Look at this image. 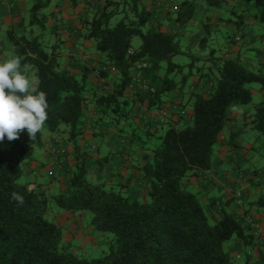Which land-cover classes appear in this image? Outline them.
<instances>
[{
  "label": "trees",
  "instance_id": "1",
  "mask_svg": "<svg viewBox=\"0 0 264 264\" xmlns=\"http://www.w3.org/2000/svg\"><path fill=\"white\" fill-rule=\"evenodd\" d=\"M200 1L205 6L221 4V0ZM226 1L246 7L253 18L264 23V0ZM52 2L31 0L27 24L30 29L38 28V34L29 31L16 36L7 31L12 43L10 59L18 57L29 77L34 71L38 90L46 93L49 103L44 127L53 138L65 135L74 163L65 189L49 197L36 187L30 188L29 182H20L25 163L34 160L35 149L44 147L43 133L31 139L24 130L18 139L0 146V264H235L226 249L232 239L244 248L245 264H254L250 258L255 244L251 228L223 206L213 219L197 193L188 189V179L198 171L211 169L214 144L232 108L252 101L249 84L255 82L264 89V59L256 70H251L247 65L252 63L242 62L239 54L217 57L211 49L203 58L205 70L204 65L200 68V73L206 72L199 77L207 76L212 90L207 94L190 91V111L178 106L175 119L160 122L165 128L158 135L160 142L152 145L140 167L144 193L132 198L117 185L89 178L78 139L86 131L85 108L93 88L86 67L75 75L72 69L61 66L59 43L50 50L43 43L42 32L47 28L48 15L53 14L47 11ZM66 2L75 8L80 0ZM111 6L115 9L110 10ZM195 8V0L177 1L171 15L183 27ZM116 14L122 17L111 26ZM153 14L143 0H103L91 17L82 20L83 39L93 40L94 50L102 56L98 75L105 79L112 75L108 93L92 92L102 115L116 120L122 116L121 111L132 102L125 97L130 86L135 87L136 99L146 102L149 108H159L167 92L183 93L188 87L193 65L171 61L174 55L184 52L178 34L162 31L154 24ZM232 22L236 31L228 38L235 44L243 35L245 22L240 15ZM136 36L140 44L133 48L131 42ZM255 54L264 57V50L256 49ZM186 68L190 70L184 73ZM134 77L153 91L137 87ZM242 120L241 132L256 131V139L264 149V101L254 104L252 112H244ZM239 133H231L228 142L232 143ZM256 173L253 170L248 178L251 185L258 184ZM14 193L23 197L22 202L14 198ZM49 201L71 213H87L96 231L113 235L109 251L97 258L74 254L63 242L62 227L46 217ZM252 205L264 214V193Z\"/></svg>",
  "mask_w": 264,
  "mask_h": 264
},
{
  "label": "crops",
  "instance_id": "2",
  "mask_svg": "<svg viewBox=\"0 0 264 264\" xmlns=\"http://www.w3.org/2000/svg\"><path fill=\"white\" fill-rule=\"evenodd\" d=\"M13 1L14 6L20 5L24 7L26 3L28 6V0ZM196 1H198L197 3L201 2L200 0ZM143 2L147 9L153 11L154 24L167 33L183 34V32L187 31L185 28L188 24L196 23L197 21V27L201 28L203 20L204 22L208 20L214 31H218L223 27L226 28L225 46L220 50L219 57H234L237 55L234 44L228 38L230 34L236 31L235 24L230 17L225 18L220 11L226 10L233 17L245 16L244 19H248L247 21L252 17L251 12L245 7H241L237 11L235 9H227V7L221 8L220 4L217 10H209V6L200 3L203 6L200 5L198 16H196L197 13L195 12L186 25L179 27L171 15L174 4L166 8L164 5L166 0H143ZM10 12L11 9H8L0 1V24H2L3 20V22H14L9 15ZM253 19V22L257 23V20ZM202 25L207 24L203 23ZM23 31V28L19 29L18 27L20 34H24ZM200 35H202L201 30L197 32L196 37L200 38ZM210 39L212 40V38ZM90 43L93 45L92 41ZM1 57L2 55L0 54ZM92 58H94L93 62L87 60L86 57H77L66 51H61L60 53L61 66L72 69L75 75L79 76L81 74L82 66L88 69V82L93 88L89 91V103L85 108V116L87 117L86 131L78 139V145L85 154L89 178L92 181L107 184H113L115 181L122 182L119 185L122 191L132 198H138L144 193L140 167L145 162V155L151 153L153 145L151 143V146H149L140 137L144 135L151 136L152 131L156 132V134L163 132L165 128L160 122L175 119L178 106H184L188 112L190 111V91L195 90L207 94L212 90V82L205 75L199 77L200 74L202 75L206 71L198 72L195 75L191 74L185 91L183 93H177L176 91L167 92L163 96V102L159 108H149L146 102L137 100L135 87L130 86L125 92V97L132 102L121 111L122 116L116 120L110 115H102L93 100V90L98 93H108L112 89V75H109L106 79L99 76L98 70L103 65L102 56L94 50ZM73 64L76 66H72ZM205 67L206 65L203 67L204 70ZM163 73L164 69L161 71V75ZM184 73H186V70ZM171 76L174 77V74ZM174 79H177V77ZM243 113L239 109L231 110L230 119L217 138L220 148L216 153L214 149L211 169L198 171L196 174L191 175L188 179V189L197 193L206 212L211 213L213 219H216L218 210L223 206L236 218L246 219V216L251 214L264 222V214L258 212L252 205L256 198L264 193V164L262 166H253L249 169L241 167V163L249 160L250 154L255 152V146L248 137V133L252 132V130L241 132ZM231 133L239 134L232 143H229L228 139ZM246 134L247 136H244ZM3 141H7V138ZM44 141V147L35 153L34 160L30 163H25L23 177L25 182L30 183V188L37 187L38 190L44 191L46 195H53L62 192L67 185V181L63 183L58 176L56 166L59 168L61 166L58 165L56 152L58 147L64 146V143L69 144V142L67 140L64 141L61 136L53 138L51 134L44 136ZM70 159L72 160L71 163H74L72 154ZM50 168H53V170L50 171ZM100 169H103L102 173H100ZM253 170L257 172L254 179L258 184L251 185L248 178L253 176ZM34 172L36 176L32 174ZM239 192H241V198L237 199L236 193ZM58 213L61 214L60 211ZM55 221L59 224L56 219ZM227 244V250L231 254L235 252L238 254L239 251H244V248L236 239H232Z\"/></svg>",
  "mask_w": 264,
  "mask_h": 264
},
{
  "label": "rangeland",
  "instance_id": "3",
  "mask_svg": "<svg viewBox=\"0 0 264 264\" xmlns=\"http://www.w3.org/2000/svg\"><path fill=\"white\" fill-rule=\"evenodd\" d=\"M3 5L11 9L9 15L12 17L11 19L14 22L7 21L0 24V54L2 57L0 58V62H4L11 57L12 43L8 39L7 31H10L13 35L19 36V29L23 28V33L25 35L29 34L31 31L33 34H38L39 30L36 27L28 29V17H29V7L31 6V0H28V6H14L13 0H0ZM177 1L181 0H166L165 7L169 8L170 5H176ZM103 2V0H81L80 4H78L75 8H71L66 0H53L48 13H53L48 15L47 20V28L42 32L43 43L47 49L50 50L51 46L55 43H59L60 48L59 51H66L72 55H76L77 57H86L87 60L93 62L94 58L92 55L94 54L95 42L93 40H84L82 34L84 33L83 19L87 17H91L94 11L99 7V3ZM195 0V12L196 16L199 14L200 5L203 6L202 2L197 3ZM13 5V6H12ZM209 5V10H217L219 7L214 5ZM221 8L227 7L230 9H235L238 11L243 6H238L237 3L229 2L226 0H221ZM13 8V9H12ZM246 8V7H245ZM110 10L115 9V6H111ZM204 9H206L204 7ZM13 10V11H12ZM255 11L254 9L252 10ZM222 15L226 17H230L234 19L228 11H220ZM252 15V13H251ZM122 14H116L111 19V26L114 25L120 18ZM245 22L243 35H241V39L238 43L234 44V49L237 54L241 56L242 62L252 63L247 65L249 69L256 70L258 68L259 60H263V56H257L256 49L264 50V23L259 20L257 23L253 22V17L248 19H244ZM198 22V21H197ZM196 22V23H197ZM195 22L192 24H188L185 28V32L183 34L178 35V40L182 46L183 53L176 54L171 58V61L180 64L187 65L192 64V72L191 74L195 75L200 72V68L205 64V60L203 58L209 56L211 49H215V56L219 57V52L225 46V37L227 35L226 28H221L218 31L212 30V26L208 20L205 23L207 25H202L201 28L197 27ZM256 24V25H255ZM54 26V27H53ZM55 29V31L53 30ZM201 30L202 35L197 36V32ZM215 34V35H214ZM217 37V38H215ZM201 38H204V41H201ZM212 38V40L210 39ZM215 38V40H213ZM93 42V45L90 43ZM132 47L136 48L140 44V38L134 37L132 39ZM195 57H199L195 60ZM165 66V64H163ZM163 66V67H164ZM186 71L190 70L189 68L185 69ZM184 70V72H185ZM30 78L35 79L34 71L31 72ZM249 87L252 92V101L249 104H241L234 106L232 109L235 111L237 109L242 112H252L254 104L264 101V89L260 87L258 83H250ZM43 136L50 134V132L43 126L41 129ZM161 134V132H160ZM159 134H153L151 136H141L140 139L145 141L149 146L152 143L153 145L159 144ZM257 132L253 131L248 133V137L251 139L255 146V152L250 154L249 160L241 163V167L243 169H249L253 166H262L264 164V149L260 146V142L256 139ZM244 136H247L244 135ZM62 139L65 140V135L61 136ZM7 145V141H3L0 143L1 147ZM219 141H216L214 144L215 153L220 148ZM39 148L35 149L34 153H37ZM71 148L70 144H65L64 146L58 147V151L56 152L58 165L61 167H57L58 176L60 180L65 183L68 181L69 174L72 170L73 163L70 159ZM59 158V159H58ZM53 168H50L52 171ZM33 172V171H32ZM103 172V169H100V173ZM48 173V172H47ZM46 173V176H47ZM35 175V172L32 173ZM36 176V175H35ZM20 182H24V177L20 179ZM119 181H115L113 185L119 186ZM39 186V185H38ZM120 187V186H119ZM119 187H115V190H119ZM37 188V187H36ZM41 190V189H40ZM49 197L51 195H48ZM237 199L241 198V192L236 193ZM49 208L47 210L46 217L51 220H57L62 227L63 231V242L70 245L71 250L74 254L79 257L85 258H97L102 256L103 254L109 251V245L113 240V235L111 233H103L96 231L89 224V217L87 213H71L65 212L66 210L60 209L55 205L53 201H49ZM61 212L59 214L58 212ZM252 220L253 223L258 225L259 231L255 230L254 227L249 223V220ZM245 224L251 228V231L255 237V244L250 251L251 262L254 264H264V242L260 237H264V222L259 220L254 215H247L246 219H244ZM228 245V244H227ZM226 245V249H227ZM240 253V254H239ZM235 252L232 255V258L235 264H245V256L244 251Z\"/></svg>",
  "mask_w": 264,
  "mask_h": 264
},
{
  "label": "clouds",
  "instance_id": "4",
  "mask_svg": "<svg viewBox=\"0 0 264 264\" xmlns=\"http://www.w3.org/2000/svg\"><path fill=\"white\" fill-rule=\"evenodd\" d=\"M48 108L46 93L38 90L18 57L0 62V142L18 139L24 130L34 139L48 119ZM13 196L22 202V196Z\"/></svg>",
  "mask_w": 264,
  "mask_h": 264
},
{
  "label": "built area",
  "instance_id": "5",
  "mask_svg": "<svg viewBox=\"0 0 264 264\" xmlns=\"http://www.w3.org/2000/svg\"><path fill=\"white\" fill-rule=\"evenodd\" d=\"M236 39H239V37H236ZM112 71H114V68H111ZM134 80L136 82V86L142 89H150L151 91H153V89H151L150 87L147 86V84H145L143 81L140 80V78L134 77ZM183 113V112H181ZM249 223L254 227L255 230L259 231L260 229H258V225H256L255 223H253V221L250 219ZM262 239V241L264 242V237H260Z\"/></svg>",
  "mask_w": 264,
  "mask_h": 264
}]
</instances>
